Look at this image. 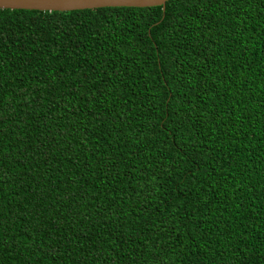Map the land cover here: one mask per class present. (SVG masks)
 I'll return each mask as SVG.
<instances>
[{
	"label": "trees",
	"instance_id": "1",
	"mask_svg": "<svg viewBox=\"0 0 264 264\" xmlns=\"http://www.w3.org/2000/svg\"><path fill=\"white\" fill-rule=\"evenodd\" d=\"M0 264H264V0L0 10Z\"/></svg>",
	"mask_w": 264,
	"mask_h": 264
},
{
	"label": "water",
	"instance_id": "2",
	"mask_svg": "<svg viewBox=\"0 0 264 264\" xmlns=\"http://www.w3.org/2000/svg\"><path fill=\"white\" fill-rule=\"evenodd\" d=\"M168 0H0V10L71 12L98 8H150L163 11Z\"/></svg>",
	"mask_w": 264,
	"mask_h": 264
}]
</instances>
